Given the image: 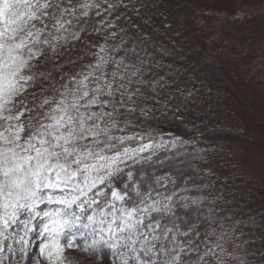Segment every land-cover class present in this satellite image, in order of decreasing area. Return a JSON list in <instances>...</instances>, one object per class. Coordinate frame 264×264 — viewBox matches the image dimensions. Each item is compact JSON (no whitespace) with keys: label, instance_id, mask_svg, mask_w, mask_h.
<instances>
[{"label":"snow or ice","instance_id":"6c2138e0","mask_svg":"<svg viewBox=\"0 0 264 264\" xmlns=\"http://www.w3.org/2000/svg\"><path fill=\"white\" fill-rule=\"evenodd\" d=\"M154 7L0 0V264H264L255 216H208L182 195L192 163L176 157L204 152L194 140L127 134L140 105L195 91L170 92L172 66L150 55Z\"/></svg>","mask_w":264,"mask_h":264},{"label":"trees","instance_id":"16d2710c","mask_svg":"<svg viewBox=\"0 0 264 264\" xmlns=\"http://www.w3.org/2000/svg\"><path fill=\"white\" fill-rule=\"evenodd\" d=\"M150 1L148 0L149 4ZM143 11L141 9V12ZM182 12L187 15L186 11ZM152 19V28L156 31L149 40L150 44H154V48L150 49V55L165 66V71L168 65L172 66L177 82L169 91L174 92L176 88L195 91L193 97L188 100L177 93L171 98L157 97L154 102L140 105V107H147L149 111L146 116H141L137 112L134 126H130L127 131L139 132L143 127L146 133L151 131L153 136L170 133L185 141L194 140L195 148L203 149L204 152L195 157L193 155L176 157L178 161L192 163L191 172L184 175V180L188 181V191L183 192L182 195L192 199L199 198L201 195L200 198L203 197L204 202L200 205V209L205 215L231 214L234 219L244 221L255 216L256 223L264 226V216H261L264 213L262 168L264 165V95L261 94L260 83L237 74L225 61L221 62L220 56L215 57L213 50L206 42L203 30L194 23H191V30L197 34V42L188 37V32L180 33L177 29L180 18L175 11L167 10L165 20L168 27L166 29H159L160 24L154 18ZM165 20L162 19V25ZM251 20L260 21L261 19L259 16H254ZM141 32L148 34L145 28H142ZM171 36L182 40L185 48L191 47V50L185 53L184 61L181 58L178 59L177 52L174 55L171 51L165 54L168 49L165 48L164 42ZM176 48L180 49V44H177ZM179 51L183 52L182 49ZM197 51L205 58L211 56L213 59L220 60L216 74H208L207 66L202 64L196 54ZM201 64L202 68L199 67ZM194 67L197 70L191 72L189 69L193 70ZM174 105H178L181 110L174 111ZM174 116L175 119H173ZM241 123L242 126H240ZM176 151L191 154L194 148L192 144H185L182 149L173 150L167 154L161 152L160 156L171 157ZM201 156L203 159L200 158ZM165 168L167 164L163 168L157 165L154 170L156 173L163 172ZM209 173L212 175L209 176ZM156 175H171V173L166 171L164 174ZM195 207L190 205L189 209H181L180 213L183 215L185 211L191 212ZM209 208L214 209V212L209 213ZM250 231H254L257 237L261 238L258 246L264 247V227Z\"/></svg>","mask_w":264,"mask_h":264},{"label":"rangeland","instance_id":"374dc122","mask_svg":"<svg viewBox=\"0 0 264 264\" xmlns=\"http://www.w3.org/2000/svg\"><path fill=\"white\" fill-rule=\"evenodd\" d=\"M150 4L156 5V7L149 9V15L160 24L159 29H166L164 25L167 24L165 20L167 10L175 11L180 18L178 22L180 25L177 27L180 33L188 32V37L197 42V34L192 32L191 23L197 25L198 28L203 30L202 33L205 34L206 42L213 50L215 57L220 56L223 59H221V62L225 61L237 74L260 83L261 94L264 95V0H151ZM242 8L248 11L250 15L236 17L235 13ZM182 11H186L187 15H184ZM254 16H259L261 20H258L259 22L257 20L252 21L251 19ZM162 19L165 20L164 25H162ZM182 43L183 41L176 36H171L169 40L164 42L165 48L168 49L165 54H169L171 51L174 55L177 52L178 59L181 58L184 61L186 59L185 53L191 50V47L185 48ZM175 44H180V49L183 50L182 53H180V49L176 48ZM77 48L79 51L70 50L68 55L72 57L81 55L84 46L79 45ZM196 54L202 64H206L208 74H216L218 71L217 64L220 60L213 59L211 56L205 58L199 51ZM59 62L63 63L64 61ZM202 64L199 66L200 68L203 67ZM189 70L195 72L197 68L194 67L193 70L191 68ZM62 71H67V68L62 69ZM188 122L190 123V121ZM240 126H242V123ZM135 133L137 132L134 130L127 131L129 135ZM239 133L242 134V132ZM169 134H159L155 137L159 139L163 135L168 138ZM262 168L264 171V165H262ZM165 169L163 172L155 173L164 174L168 171L167 168ZM190 169L185 167V174L191 172ZM200 197L201 195H199Z\"/></svg>","mask_w":264,"mask_h":264}]
</instances>
